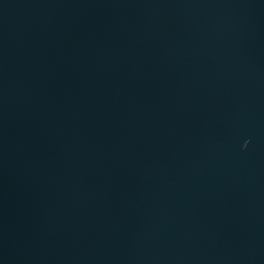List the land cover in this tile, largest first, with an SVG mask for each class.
Listing matches in <instances>:
<instances>
[{
  "label": "water",
  "instance_id": "obj_1",
  "mask_svg": "<svg viewBox=\"0 0 264 264\" xmlns=\"http://www.w3.org/2000/svg\"><path fill=\"white\" fill-rule=\"evenodd\" d=\"M1 264H264V0H0Z\"/></svg>",
  "mask_w": 264,
  "mask_h": 264
},
{
  "label": "flooded vegetation",
  "instance_id": "obj_2",
  "mask_svg": "<svg viewBox=\"0 0 264 264\" xmlns=\"http://www.w3.org/2000/svg\"><path fill=\"white\" fill-rule=\"evenodd\" d=\"M5 261V259H0V264L2 263V262H4Z\"/></svg>",
  "mask_w": 264,
  "mask_h": 264
}]
</instances>
